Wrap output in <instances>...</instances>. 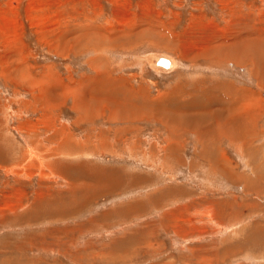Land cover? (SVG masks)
<instances>
[{
  "label": "rangeland",
  "instance_id": "obj_1",
  "mask_svg": "<svg viewBox=\"0 0 264 264\" xmlns=\"http://www.w3.org/2000/svg\"><path fill=\"white\" fill-rule=\"evenodd\" d=\"M263 38L264 0H0V264H264ZM194 95L236 114L162 116Z\"/></svg>",
  "mask_w": 264,
  "mask_h": 264
},
{
  "label": "bare ground",
  "instance_id": "obj_2",
  "mask_svg": "<svg viewBox=\"0 0 264 264\" xmlns=\"http://www.w3.org/2000/svg\"><path fill=\"white\" fill-rule=\"evenodd\" d=\"M262 37V36H261ZM264 39V38H263ZM250 41V39H246V41L245 42H249ZM253 41V40H252ZM233 43V42H232ZM239 43V42H238ZM253 44V43H252ZM231 45V44H230ZM235 45V44H234ZM238 45V44H237ZM243 45H245V44H243ZM242 46V45H241ZM257 46V45H256ZM242 48H243V46H242ZM227 49V48H226ZM231 50V49H230ZM226 51V50H225ZM239 52H241L240 54H239ZM248 52L245 50V49H236V51H234V52H228V53H225V57H223V59H228V61H231L232 60V62H233V60L234 61H236V63H238V65L239 64H242V60H240L239 58H240V56L242 57V55L241 54H247ZM237 54H239V56L237 55ZM219 56V55H218ZM159 55H157V56H154V57H152L151 58V63L153 64L152 66H154V67H156V66H158V67H163V68H170V67H172L173 66V63H174V61L172 62V60L170 59V58H168L167 57V59L166 58H162V57H160ZM236 58V59H235ZM219 59V58H218ZM222 59V58H221ZM244 60V59H243ZM256 60V59H255ZM252 61V60H251ZM244 62V61H243ZM261 65H255V67H254V72L255 73H258V75L260 74V75H262V76H259V78H260V80H261V83L263 82L264 83V60L263 59H261ZM257 63V62H256ZM255 63V64H256ZM237 65V64H236ZM226 87V86H225ZM215 88V87H214ZM218 88V87H217ZM224 88V87H223ZM222 90V89H221ZM213 91V90H212ZM231 92L232 93V95H231V100H232V98H233V100H235V101H237V99L238 100H242L241 98H244V99H246V101L245 102H247L248 103V105L250 104V99L248 98V95L247 94H245L244 92H242V90H236L235 89V87H234V89L232 90V87H229V86H227V88L222 92L223 94H224V92L225 93H227V92ZM244 91V90H243ZM200 92V91H199ZM201 93V92H200ZM204 94V93H203ZM211 94V91L209 92V93H207V95L209 96ZM171 95V94H170ZM215 94H213V96H214ZM196 95H194V97H195ZM206 97V96H205ZM209 98H210V96H209ZM214 98V97H213ZM217 98H218V96H217ZM216 98V99H217ZM195 99H196V97H195ZM200 99V98H199ZM215 99V100H216ZM227 99V98H226ZM201 100V99H200ZM202 100H203V98H202ZM205 100V99H204ZM230 100V99H229ZM217 101H218V99H217ZM197 102H198V100L196 99V100H189V101H184L182 104L181 103H179V104H177V102H176V100H174V98L173 97H171L170 99H169V103H170V105H168V110H170V111H172V113H169V115H166V114H163L162 116H164V118L165 119H167L171 124L174 122V120L176 121L174 124H175V126H177L178 128H180V127H182L183 129H184V127H183V125H185V123H187V122H189V121H191V120H193V121H195L196 119H199L200 117H203V118H205V116L206 117H208V119H210V118H214V117H216L217 116V114H215L214 113V111L211 113L210 111H209V109H206V110H203L202 111V113H200L199 115H197L196 113H193L194 114V117H190V120H189V118H188V115L189 116H191L192 114H190V112H189V108H191V107H195V106H197ZM208 102H210L209 100H208ZM223 102V101H222ZM243 102V101H242ZM166 103H167V101H166ZM185 103V104H184ZM205 103V102H204ZM221 103V102H220ZM225 103V102H224ZM228 103V102H227ZM230 103V105L232 104L231 102H229ZM181 104V105H180ZM212 104V103H211ZM161 105V104H160ZM210 105V104H209ZM209 105H208V107H209ZM224 105V104H223ZM229 105V106H230ZM239 105H240V103H239ZM205 106V105H204ZM207 106V105H206ZM211 106V105H210ZM213 106V105H212ZM211 106V107H212ZM232 106H234V105H232ZM243 106V105H242ZM180 107H183V108H188V109H185L184 111H182L181 110V108ZM208 107H205V108H208ZM220 107H222V108H224L223 106H220ZM170 108V109H169ZM172 108V109H171ZM196 108V107H195ZM222 108L220 109L223 113H220L217 117L220 119V117L224 114V112H229V113H232L233 112V110L232 109H228V108H224L223 110H222ZM238 108V107H237ZM197 109H198V107H197ZM214 109V108H213ZM179 110V111H178ZM208 110V111H207ZM219 110V111H220ZM238 110V109H237ZM245 110V109H244ZM198 111V110H197ZM218 111V112H219ZM158 112V111H157ZM167 112V111H166ZM218 112H216V113H218ZM237 112V111H236ZM181 113H184L183 115H181ZM234 114H236L235 112H233ZM232 113V114H233ZM161 114V113H160ZM226 114H228V113H225L224 115H226ZM231 114V115H232ZM178 117H184L183 119H179ZM216 117V118H217ZM228 117V116H227ZM237 117V116H236ZM235 117V118H236ZM203 118H200L201 120H203ZM217 118V119H218ZM226 118V117H225ZM241 118V117H240ZM221 119H222V117H221ZM243 119V118H242ZM224 120V119H223ZM234 120V119H233ZM236 120V119H235ZM240 120V119H239ZM245 120V119H244ZM243 120V121H244ZM192 121V122H193ZM198 122V121H197ZM202 123V122H201ZM239 123V122H238ZM243 123H245V122H243ZM231 124V123H230ZM229 124V125H230ZM241 124V123H240ZM182 125V126H181ZM234 126H236V125H234ZM187 127V126H186ZM198 130H200V128H197ZM212 129V128H211ZM243 129V128H242ZM229 131H230V128H228V129H225V132L226 133H229ZM242 131V133H243V130H241ZM224 131H223V133H225ZM232 132V131H231ZM238 134L240 133V132H237ZM242 133H240V134H242ZM106 171V170H105ZM110 172V171H109ZM109 172H107V174H109ZM104 175V174H103ZM105 176V175H104ZM109 176L110 175H106V178L105 179H107V178H109ZM110 182V181H109ZM85 196V195H84ZM83 196V197H84ZM74 204H76V203H74ZM75 207V206H74ZM73 209V208H72ZM131 209V208H130ZM58 215V214H57ZM139 232V231H138ZM130 238H128V240H129ZM134 239V238H133ZM131 240V239H130ZM126 241H127V239H126Z\"/></svg>",
  "mask_w": 264,
  "mask_h": 264
},
{
  "label": "crops",
  "instance_id": "obj_3",
  "mask_svg": "<svg viewBox=\"0 0 264 264\" xmlns=\"http://www.w3.org/2000/svg\"><path fill=\"white\" fill-rule=\"evenodd\" d=\"M252 71H254V69H252ZM259 73V72H258ZM257 73V74H258ZM259 76H262V75H260L259 74ZM222 87V86H221ZM227 87H225V89H226ZM222 89V91H224V89H223V87L221 88ZM196 90V89H195ZM239 90V89H238ZM191 108H193V107H191ZM194 110H192V111H189L190 112V114H193L194 112H193ZM185 125H186V123H185ZM190 130H193V128H191Z\"/></svg>",
  "mask_w": 264,
  "mask_h": 264
}]
</instances>
